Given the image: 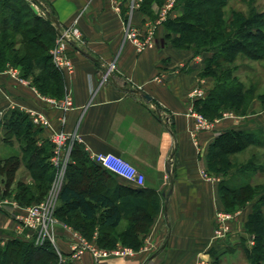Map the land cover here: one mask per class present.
Listing matches in <instances>:
<instances>
[{
    "label": "crops",
    "instance_id": "obj_1",
    "mask_svg": "<svg viewBox=\"0 0 264 264\" xmlns=\"http://www.w3.org/2000/svg\"><path fill=\"white\" fill-rule=\"evenodd\" d=\"M143 1L33 0L40 12L50 14L57 30L79 17L83 41L68 51L73 70L61 71V98L70 93L74 105L65 113V125L61 124L63 111L50 101L61 98L41 93L32 76L24 77L19 68L9 67L0 71V121L18 109L32 121L38 146L53 147L51 130L37 121L42 114L74 134L89 155L116 153L145 175L143 191L134 195L158 200L159 211L143 245L132 256L108 258L107 264H212L218 251L226 253L227 246L247 239L245 224L252 205L235 213L225 241H212L217 215L226 210L219 192L222 177L207 171L210 145L226 129H264V112L243 117L226 109L220 117L207 118L208 127H200L196 101L206 98L216 84L215 77L204 73L207 54L194 47L159 44L164 22L184 13L179 0L153 1L152 14L142 10ZM129 26L150 38L151 44L139 51L127 38ZM0 142L13 147V154L21 153L19 142L5 141L3 124ZM23 207L17 200L0 204L2 242L10 237L33 240L28 229L17 232L16 215ZM61 222L56 240L69 253L75 229ZM96 238L97 231L91 240ZM83 263L93 264L89 254Z\"/></svg>",
    "mask_w": 264,
    "mask_h": 264
},
{
    "label": "trees",
    "instance_id": "obj_2",
    "mask_svg": "<svg viewBox=\"0 0 264 264\" xmlns=\"http://www.w3.org/2000/svg\"><path fill=\"white\" fill-rule=\"evenodd\" d=\"M144 0L142 10L152 14V2ZM159 1V0H157ZM229 0H179L184 13L163 24L162 45L179 48L194 47L207 54L204 73L216 79L215 87L206 98L196 101L195 108L203 116L214 119L224 110L239 116L255 112L253 100L264 110V92L255 96L256 87H246L234 72V62L241 56L264 60V11L256 0H242L247 9L226 7ZM33 0H0V71L19 68L24 77L32 76L39 91L57 98L64 94V75L55 66L50 53L55 45L57 28L49 13L42 15L32 8ZM230 9V8H229ZM255 114V113H254ZM3 124L8 143L19 142L21 153L0 158V195L12 196L22 206L40 202L54 180L55 169L49 162L53 147L38 146L33 123L24 112L13 109ZM251 146H264V129L230 128L211 143L207 171L221 176L219 192L226 211L236 212L252 205L245 229L255 234L256 244L242 246L246 258L254 264L264 261V183L254 182V175L264 172L261 156L253 152L245 162L234 156ZM24 165L32 182L18 181L15 193L11 187ZM234 172V173H233ZM233 173V174H232ZM115 174L93 161L83 145L75 142L66 181L60 191L56 216L73 226L100 247L114 248L118 242L139 249L159 211L158 200L141 197L143 186L132 187L117 181ZM72 218V219H71ZM74 220V221H72ZM0 264H73L60 262L50 241L39 245L34 240L0 238Z\"/></svg>",
    "mask_w": 264,
    "mask_h": 264
},
{
    "label": "built area",
    "instance_id": "obj_3",
    "mask_svg": "<svg viewBox=\"0 0 264 264\" xmlns=\"http://www.w3.org/2000/svg\"><path fill=\"white\" fill-rule=\"evenodd\" d=\"M32 5L38 8L39 11L36 3L32 2ZM43 14H45V11H43ZM127 38L132 41L139 51H142L151 44L150 38L141 37L138 29L131 26L127 29ZM82 41L83 32L79 25V17H76L70 25L58 28L55 45L50 50V53L55 66L60 71L73 70L72 58L69 56L68 51L71 47ZM50 101L55 107L63 111L60 123L65 125V113L74 105L72 95L67 93L61 99H50ZM197 120L200 127L209 126L208 119L200 113H197ZM37 121L47 126L52 132L53 153L50 157V163L55 169V176L45 197L38 203L23 207V212L16 215L18 221L17 232L22 234L24 230L28 229L33 234V240L39 245L50 241L55 247L59 260L62 263L70 261L73 264H84L83 259L87 254L90 255L93 264H107V259L112 256H132L135 250L131 247H117L113 249L100 247L95 240L88 239L77 230L73 231V243L69 253H65L58 246L56 228L62 222L56 216V206L66 179L67 168L72 161V149L76 142V137L74 134L66 131L64 127L58 128L53 125L49 118L42 114H38ZM90 157L102 168L125 179L129 183L137 186H143L145 183V175L135 165L116 153H94ZM8 202L9 200L7 199H0V204ZM235 217V213L226 211L218 213L212 241H223L229 236ZM251 242L252 244L254 243V241Z\"/></svg>",
    "mask_w": 264,
    "mask_h": 264
},
{
    "label": "rangeland",
    "instance_id": "obj_4",
    "mask_svg": "<svg viewBox=\"0 0 264 264\" xmlns=\"http://www.w3.org/2000/svg\"><path fill=\"white\" fill-rule=\"evenodd\" d=\"M256 4L260 10L264 11V0H256ZM231 8L246 10L247 4H245L242 0H229L228 6L226 7L227 16H229ZM41 14L44 15L43 13H41ZM162 34H163V30H160V32H158L159 44H162V40L160 37ZM234 63L236 65H238V68L234 72V74H237L242 79V81L245 83L246 87H250V86L256 87L255 96H257L261 92H264V60H258L257 61V60H251L249 58L240 56ZM253 104H254L255 112H251L249 115H260L262 112H264V110L260 109V103L256 98L253 100ZM249 115H246V116H249ZM246 116H243V117H246ZM17 145H18V142H17ZM263 147H261V148H263ZM258 148L259 147L251 146L250 152H248V151L246 152V150H245L241 153H238L234 156L233 160L235 162H245L250 158L251 152H256L257 154H259L261 156L259 163L264 165V149H263V151H261V149H258ZM13 152H14L13 147L3 145L0 142V156L1 157L2 156H9L10 154H13ZM52 153H53V150H52ZM256 175H257V177H256ZM254 176L256 177L254 182L264 183V172L255 174ZM19 180H23L27 184L32 182V177L30 175V171L24 165L21 166V168L19 169V171L16 174V179L14 180L12 187H11L12 193L16 192ZM65 181H64V183H65ZM2 198H6L8 200H16L11 195L6 196V197H2L0 195V199H2ZM24 207H26V206H24ZM263 209H264V207H263ZM226 212L236 213L237 211L236 212L226 211ZM57 218L59 219V217H57ZM72 221H74V220H72ZM248 234L249 235L247 236V242L243 246H246L249 249H251L256 244V236L253 233L252 234L248 233ZM223 241H225V239ZM251 241H254V243L252 244ZM118 245L121 246L122 244L120 245L119 243H117V245L114 248H117ZM243 246H242V243H241V245H237V246H232V247L227 246L226 250H229V251H226V253L222 252V251H220V252L218 251L216 253L217 259L213 260L212 264H254L253 262H250L246 258V254L243 250ZM123 247H125V246H123ZM223 251H225V250H223ZM261 264H264V261H262Z\"/></svg>",
    "mask_w": 264,
    "mask_h": 264
},
{
    "label": "water",
    "instance_id": "obj_5",
    "mask_svg": "<svg viewBox=\"0 0 264 264\" xmlns=\"http://www.w3.org/2000/svg\"><path fill=\"white\" fill-rule=\"evenodd\" d=\"M32 8H33V10H34L36 13H39L38 9H37L34 5H32ZM144 96H145L147 99H150V97H149L148 95L144 94Z\"/></svg>",
    "mask_w": 264,
    "mask_h": 264
}]
</instances>
